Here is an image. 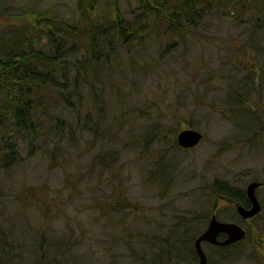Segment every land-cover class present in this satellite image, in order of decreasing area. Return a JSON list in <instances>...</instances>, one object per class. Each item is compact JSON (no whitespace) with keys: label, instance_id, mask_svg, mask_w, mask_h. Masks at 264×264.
Segmentation results:
<instances>
[{"label":"rangeland","instance_id":"rangeland-1","mask_svg":"<svg viewBox=\"0 0 264 264\" xmlns=\"http://www.w3.org/2000/svg\"><path fill=\"white\" fill-rule=\"evenodd\" d=\"M77 4L0 0V29L17 30L44 14L55 24L77 21ZM136 8V0H96L89 21L116 14L132 20ZM252 13L214 4L194 29L153 28L141 45L123 46L103 62L97 81L90 72L78 80L75 112L95 114L103 97L104 123L86 132L74 110L57 108L54 114L76 130L74 143L69 130L46 136L33 156L21 147L22 161L8 172L0 166V234L14 243V264H149L158 242L194 240L214 214L247 231L227 264L264 263V191H257L262 215L248 224L212 191L216 182L239 189L264 183V71H255L263 67L264 29L248 44ZM39 27L27 38L48 52L47 25ZM238 91L249 92L247 102L234 101ZM230 94L234 104L224 105ZM186 129L203 136L189 151L176 145ZM203 249L209 264H221L216 250Z\"/></svg>","mask_w":264,"mask_h":264},{"label":"trees","instance_id":"trees-1","mask_svg":"<svg viewBox=\"0 0 264 264\" xmlns=\"http://www.w3.org/2000/svg\"><path fill=\"white\" fill-rule=\"evenodd\" d=\"M95 1L78 0L77 21L65 20L55 24L52 16L44 14V18L38 15L35 23L21 26L17 30L8 32L0 29L1 169L8 172L22 161L21 147L27 156H33L46 136L63 135L66 130H69L70 142L74 143L76 130H71L66 121L56 116L55 109L64 106L74 110L76 106H80L82 100L80 93L76 90L78 80L85 81L84 76L90 72L92 78L97 81V72L104 67L103 62L106 63L115 58L118 54L115 52L123 46L141 45L153 28L158 32L164 26L166 34L187 32L188 29H194L201 24L216 4L222 7H238L242 14L253 12V17L246 20V23H251L248 29L251 40L248 44L257 39L255 35L258 30L264 29V0H136L137 8L132 13V20L124 19L116 14L115 19L104 23L89 21ZM42 24L47 25V29L42 32L49 37L48 52L35 49L29 41L30 38H27V36H34L33 30L41 29L39 26ZM79 50L83 51L82 59L70 61V57ZM262 63L263 67L260 65L255 71H264V60ZM69 66L74 72L73 77ZM255 71L250 69L253 74H256ZM228 90L232 93L231 89ZM248 93L240 92L234 101L247 102ZM231 98V94L227 95L223 104L228 106L234 104ZM103 102V97L100 98V102H94L96 113L89 114L85 118L74 110L75 124L83 125L86 132H95L98 125L104 123ZM244 111L252 116L249 105ZM212 191L221 200L227 199L230 204L242 203L239 195L241 191L237 188L224 184L220 187L216 182ZM184 232H188L186 228ZM5 236L4 232L0 234V264H14L11 252L14 243L7 242ZM36 244L43 250L41 242L37 241ZM155 246L158 247V252L156 260L152 262L155 261L157 264L165 261L167 264L197 263L193 239L190 237L175 241L165 239ZM236 246L221 250V264H227L230 261L229 258H232L233 254L229 251ZM173 254L176 257L171 262ZM208 259L210 263L211 257ZM34 262L33 259L31 264Z\"/></svg>","mask_w":264,"mask_h":264},{"label":"water","instance_id":"water-1","mask_svg":"<svg viewBox=\"0 0 264 264\" xmlns=\"http://www.w3.org/2000/svg\"><path fill=\"white\" fill-rule=\"evenodd\" d=\"M202 140V134L199 132L186 129L181 131L176 137L178 147L182 149H192ZM260 187L259 182H251L246 188V194L250 201V208L246 209L237 206L236 211L244 220L255 217L260 212V205L255 196V191ZM224 234V240H218V236ZM245 238V231L232 223L220 222L215 216H212L208 222L207 228L193 242L195 254L197 256V264H207V257L203 251L202 244L207 243L218 247L230 246L240 242Z\"/></svg>","mask_w":264,"mask_h":264},{"label":"flooded vegetation","instance_id":"flooded-vegetation-1","mask_svg":"<svg viewBox=\"0 0 264 264\" xmlns=\"http://www.w3.org/2000/svg\"><path fill=\"white\" fill-rule=\"evenodd\" d=\"M261 183V185H260V187L256 190V197H257V200H258V202H259V205H260V213L257 215V216H255L254 218L252 217V219H249V220H242L241 222H243V223H247V222H250V221H252V220H255V219H257V218H259L261 215H262V209H263V205H262V201H261V199L258 197V195H257V191L258 190H263L264 191V183L263 182H260ZM247 187V186H246ZM246 187L244 188V189H239V188H237L238 190H240L241 191V193H239V195H240V197H241V199H242V203H241V205L244 207V208H246V209H249L250 208V201L248 200V197H247V194H246ZM223 202H225V203H227L229 206H232L233 207V210H234V215L236 216V217H239L240 218V216L237 214V212H236V210H235V207H236V205L237 204H240V203H238V202H234V203H232V204H230L228 201H227V199L226 200H223ZM217 213V212H216ZM215 215V214H214ZM218 215V214H217ZM216 215V216H217ZM241 219V218H240ZM226 222H232V221H230V220H228V221H226ZM236 223V222H235ZM237 225H239V226H241V224H238V223H236ZM248 224V223H247ZM242 228H244L243 226H241ZM245 229V228H244ZM205 230V229H204ZM245 233L247 234V231H246V229H245ZM247 236V235H246ZM226 238V236L224 235V234H221V235H219L218 236V240H224ZM235 244H237V243H234V244H232V245H230V246H226V247H218V246H213V245H208V246H210V248H212V249H214V250H216L217 251V253H218V256H219V258H220V255H221V250H226V249H228V248H230V247H232V246H234ZM207 245V244H206ZM217 248V249H216ZM216 253V254H217ZM209 261V260H208ZM264 264V263H263Z\"/></svg>","mask_w":264,"mask_h":264}]
</instances>
